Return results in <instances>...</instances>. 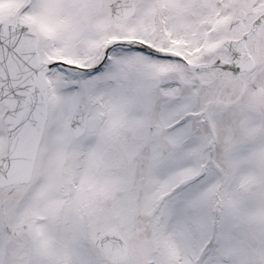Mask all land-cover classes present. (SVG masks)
Listing matches in <instances>:
<instances>
[{
	"label": "snow or ice",
	"instance_id": "6c2138e0",
	"mask_svg": "<svg viewBox=\"0 0 264 264\" xmlns=\"http://www.w3.org/2000/svg\"><path fill=\"white\" fill-rule=\"evenodd\" d=\"M0 264H264V0H0Z\"/></svg>",
	"mask_w": 264,
	"mask_h": 264
}]
</instances>
